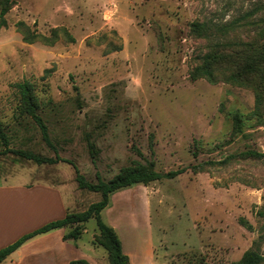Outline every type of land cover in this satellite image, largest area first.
I'll use <instances>...</instances> for the list:
<instances>
[{
	"label": "rangeland",
	"instance_id": "374dc122",
	"mask_svg": "<svg viewBox=\"0 0 264 264\" xmlns=\"http://www.w3.org/2000/svg\"><path fill=\"white\" fill-rule=\"evenodd\" d=\"M249 4L13 0L4 16L7 24L0 25V118L9 147L55 156L32 119L15 117L12 84L29 79L58 155L93 182L96 172L108 180L134 161L152 160L156 170L168 171L247 148L264 151V123L244 119L242 131H232L231 112L249 114L253 91L189 75L207 51L190 23L223 22ZM19 20L43 35L65 27L74 41L60 35L53 45L26 43L15 25ZM88 141L94 143V155ZM1 181L60 185L68 211L83 210L100 198L99 192L79 189L72 164L63 161L36 164L7 153L0 156ZM260 209L264 160L241 159L117 190L101 216L134 264L151 256L158 264H231L264 233ZM84 226L79 243L91 247L95 219ZM92 248L94 257L109 264L103 247ZM260 251L264 254V237Z\"/></svg>",
	"mask_w": 264,
	"mask_h": 264
},
{
	"label": "trees",
	"instance_id": "16d2710c",
	"mask_svg": "<svg viewBox=\"0 0 264 264\" xmlns=\"http://www.w3.org/2000/svg\"><path fill=\"white\" fill-rule=\"evenodd\" d=\"M12 3L13 0H0V25L5 26L7 24L4 16L11 8ZM15 25L26 43L39 41L46 45H53L60 38V35L69 42L74 41V37L65 27H53L50 29L49 35H43L30 29L24 21L19 20ZM190 29L194 37L204 39L207 44V51L202 56H198L200 62L192 67L189 72L190 79L205 78L212 83L225 81L247 87L253 91L254 107L249 114L238 111L231 112L232 131L234 133L242 131L244 119L256 118L258 123H264V0H250L248 7L223 22L204 19L194 20L190 23ZM12 86L17 94V115L15 117L32 119L40 130L42 140L55 152V156H44L29 150L10 148L9 138L1 118L0 142L3 148L0 149V156L12 153L36 164L68 162L72 164L75 170L77 187L87 191L99 192L100 198L95 202H91L83 210H67L62 218L46 222L0 248V263L27 239L55 228L68 227L69 229L63 235V238L77 240L85 229V222L94 218L97 232L93 236L92 243L106 250L109 264H130L129 256L123 251L116 230L106 223L101 216V212L109 204L112 193L134 184L147 185L155 180L171 179L188 168L192 172H200L208 167L227 164L231 161L238 162L241 159L264 160V151L247 148L243 151L227 154L219 160L209 159L192 164L189 167L168 171L156 170L152 160L134 161L131 164L122 166L108 180L102 179L99 173L96 172V182H93L79 171L73 161L63 159L58 155L57 149L50 139L48 126L39 115L40 102L34 82L23 79L14 82ZM88 148L92 155L96 153L93 142L88 141ZM138 154L141 155L140 151H138ZM258 214L260 216L264 215V210L260 209ZM241 222L246 221L241 220ZM246 225L251 228L249 224L246 223ZM262 228L264 230V225L261 226L260 231ZM258 237L259 239L254 240L253 245L231 264H261L264 261V254L260 251V240L264 237V233ZM69 264L91 263L86 259L79 258L71 260Z\"/></svg>",
	"mask_w": 264,
	"mask_h": 264
},
{
	"label": "crops",
	"instance_id": "0c3cea01",
	"mask_svg": "<svg viewBox=\"0 0 264 264\" xmlns=\"http://www.w3.org/2000/svg\"><path fill=\"white\" fill-rule=\"evenodd\" d=\"M59 186L41 182H0V248L46 222L65 215L68 209ZM68 229L59 227L34 235L0 264H69L71 260L79 258L86 259L91 264H104V260L99 261L98 257L92 255L95 253L93 243L91 247L79 243L82 235L77 240L64 239L63 235ZM122 249L129 256L130 264H134L123 244ZM101 258L103 259V256ZM139 264L158 263L151 256Z\"/></svg>",
	"mask_w": 264,
	"mask_h": 264
}]
</instances>
